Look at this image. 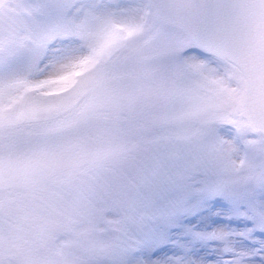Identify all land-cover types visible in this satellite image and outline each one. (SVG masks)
Here are the masks:
<instances>
[{"label":"snow or ice","instance_id":"snow-or-ice-1","mask_svg":"<svg viewBox=\"0 0 264 264\" xmlns=\"http://www.w3.org/2000/svg\"><path fill=\"white\" fill-rule=\"evenodd\" d=\"M0 264H264V0H0Z\"/></svg>","mask_w":264,"mask_h":264},{"label":"rangeland","instance_id":"rangeland-1","mask_svg":"<svg viewBox=\"0 0 264 264\" xmlns=\"http://www.w3.org/2000/svg\"><path fill=\"white\" fill-rule=\"evenodd\" d=\"M160 251H161V252H163V251H164V249H161Z\"/></svg>","mask_w":264,"mask_h":264}]
</instances>
